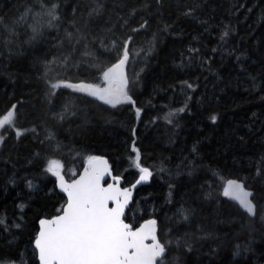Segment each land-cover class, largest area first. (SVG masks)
Listing matches in <instances>:
<instances>
[{
  "label": "trees",
  "instance_id": "16d2710c",
  "mask_svg": "<svg viewBox=\"0 0 264 264\" xmlns=\"http://www.w3.org/2000/svg\"><path fill=\"white\" fill-rule=\"evenodd\" d=\"M29 10L44 13L42 35ZM126 41L134 104L63 86L106 85ZM13 105L14 127L0 129V264H40L39 220L67 200L50 160L70 180L106 156L128 185L141 173L133 146L152 180L125 218L158 220L163 264H264V0H0V118ZM231 177L255 190L256 216L224 196Z\"/></svg>",
  "mask_w": 264,
  "mask_h": 264
},
{
  "label": "snow or ice",
  "instance_id": "6c2138e0",
  "mask_svg": "<svg viewBox=\"0 0 264 264\" xmlns=\"http://www.w3.org/2000/svg\"><path fill=\"white\" fill-rule=\"evenodd\" d=\"M49 15L53 14L49 12ZM36 31L33 28V32ZM127 43L122 58L103 74L107 87L83 84L63 86L85 92L113 107L122 103L134 104L128 95V81L122 70L128 58ZM60 86V83L50 85L53 90ZM15 107L13 105V110L0 118V128L6 125L14 127ZM136 114L139 116L140 109H136ZM212 119L214 121L215 117ZM21 134L17 130V136ZM133 152L136 153L135 166L141 172L138 184L147 180L151 172L140 166V153L135 146ZM62 167L57 160L48 162L47 171L58 178L60 187L67 193V204L59 210L61 214L39 222L35 248L40 264H163L166 249L157 238L156 221L148 220L134 230L122 218L130 190H121L116 184L102 185L105 175L109 173L106 160L89 157V166L83 175L71 183L65 182ZM113 179L119 180L118 177ZM224 195L238 202L249 215L254 214L255 206L250 200L252 193L246 191L242 184L228 181ZM110 202L113 207H109ZM149 240L151 243H147Z\"/></svg>",
  "mask_w": 264,
  "mask_h": 264
},
{
  "label": "water",
  "instance_id": "95a60500",
  "mask_svg": "<svg viewBox=\"0 0 264 264\" xmlns=\"http://www.w3.org/2000/svg\"><path fill=\"white\" fill-rule=\"evenodd\" d=\"M128 59H129V54H128V58H127L125 64L123 65V68H122L123 73H124V76L126 77L127 81H128V75H127V69H126V67H127ZM117 63H118V62H117ZM127 84H128V83H127ZM86 85H91V84H86ZM101 88H102V87H101ZM98 157L101 158V159H103V160H106V161H107V164H108V168H109V173L105 175L104 180L102 181V185L106 187L108 184H116L117 187H119L121 190H123V189H129L130 192H131V195H130V197H129L128 203H127V205L125 206V209H124V215H123L122 218L124 219L125 223H128V224H130V225L132 226V224L126 220L125 216H126V214H127V211L129 210L131 204L134 202V199H135V196H136V193H137L138 189H139L142 185H146V184H149V183L151 182V180H152V170H151L150 167H144V168H147V169L151 172V176H149L147 180H145V181H141L140 183L137 184V180H139V178H140V176H141V173H140V175L138 176V178H137L134 182H132L131 184H128V185H123L124 177L121 176V175H117V174H116L114 168H113L112 165H111V162H110L109 158L106 157V156H98ZM88 166H89V162H88V163L82 168V170L80 171V173H79L76 177H74L73 179H70V180H69V179H67L66 177H64L65 182H66V183H71L72 181L79 179L80 176L83 175L84 170H85ZM114 177H118L119 180H118V181H117V180H114V179H113ZM230 180H233V181H236V182L242 184V185L244 186V189H245L246 191H249V192L252 193V195H251V197H250V200L252 201V203H253L254 206H255V212H254V214L251 215V216H256V213H257V204H256V201H255V190H254L252 187H250V185H248L243 179L235 178V177H231V178H229V179L225 182V184H224V187H223V194H224V189H225V187L227 186V182L230 181ZM57 186H58V188L60 189V191H62V192L66 195V197H67V193L64 192V191L62 190V188L60 187L59 180H57ZM224 196H225V195H224ZM225 197L228 198L229 200H231V201H233V202H235V203L238 204V202L232 200L230 197H227V196H225ZM66 204H67V200H66L64 206H66ZM238 205H239V204H238ZM64 206H63V207H64ZM113 206H114V205L110 202V203H109V207H113ZM243 210H244V209H243ZM244 211H245V210H244ZM58 214H61V213H58ZM58 214H57V215H58ZM55 216H56V215H55ZM55 216H53V217H55ZM53 217H51V218L43 217V218H41L40 220H42V219H52ZM40 220H39V222H40ZM148 220H155V221H156L155 228H156V235H157V238H158V240H159L163 245H165V249H166V251H165V253H164V255H163V258H162L163 260H165L167 254H168V248L166 247V244L160 239V236H159V233H158V230H159L158 220H157L155 217H151V218H148V219L144 220V221H143L142 223H140L139 225H137V226H135V227L132 226V227H133V229L135 230L136 228H139L142 224H144V223H145L146 221H148ZM39 224H40V223H39ZM39 231H40V229H39ZM39 231H38V233H39ZM37 236H38V234H37ZM36 238H37V237H36ZM35 240H36V239H35ZM147 243H151V241L149 240V241H147ZM34 244H35V243H34ZM36 250H37V249H36ZM37 253H38V250H37Z\"/></svg>",
  "mask_w": 264,
  "mask_h": 264
},
{
  "label": "rangeland",
  "instance_id": "374dc122",
  "mask_svg": "<svg viewBox=\"0 0 264 264\" xmlns=\"http://www.w3.org/2000/svg\"><path fill=\"white\" fill-rule=\"evenodd\" d=\"M43 15L44 13L42 12V10H29L26 12L25 16H24V22L28 25L29 28H31V31L33 32V28H36L37 31L33 32L34 35H42V30H43ZM122 58V56L120 57V59ZM83 85H86V83H81ZM76 85H80V84H76ZM99 87H107V84L104 86H99ZM73 89V88H71ZM74 90V89H73ZM77 91V90H74ZM1 129V128H0ZM4 136L0 134V143L3 141ZM63 169V168H62ZM62 169H61V174H62ZM63 175V174H62ZM179 214L181 216V218H185L186 217V210L185 208H180Z\"/></svg>",
  "mask_w": 264,
  "mask_h": 264
},
{
  "label": "bare ground",
  "instance_id": "6f19581e",
  "mask_svg": "<svg viewBox=\"0 0 264 264\" xmlns=\"http://www.w3.org/2000/svg\"><path fill=\"white\" fill-rule=\"evenodd\" d=\"M244 180V179H243ZM258 209V208H257Z\"/></svg>",
  "mask_w": 264,
  "mask_h": 264
},
{
  "label": "flooded vegetation",
  "instance_id": "af4514ba",
  "mask_svg": "<svg viewBox=\"0 0 264 264\" xmlns=\"http://www.w3.org/2000/svg\"><path fill=\"white\" fill-rule=\"evenodd\" d=\"M124 183V182H123ZM124 185V184H123Z\"/></svg>",
  "mask_w": 264,
  "mask_h": 264
}]
</instances>
